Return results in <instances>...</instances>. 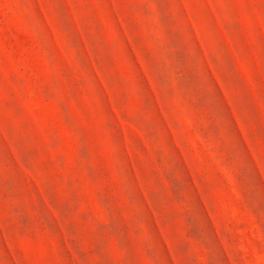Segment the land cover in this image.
Wrapping results in <instances>:
<instances>
[{"label": "rangeland", "instance_id": "1", "mask_svg": "<svg viewBox=\"0 0 264 264\" xmlns=\"http://www.w3.org/2000/svg\"><path fill=\"white\" fill-rule=\"evenodd\" d=\"M0 264H264V0H0Z\"/></svg>", "mask_w": 264, "mask_h": 264}]
</instances>
